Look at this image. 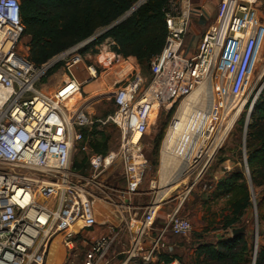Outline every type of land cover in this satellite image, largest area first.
Wrapping results in <instances>:
<instances>
[{"label":"built area","instance_id":"obj_1","mask_svg":"<svg viewBox=\"0 0 264 264\" xmlns=\"http://www.w3.org/2000/svg\"><path fill=\"white\" fill-rule=\"evenodd\" d=\"M255 2L222 0L217 22L203 34L196 53L183 58L193 3L171 0L166 13L168 36L163 51L151 62L155 78L148 91L141 93L144 85L138 65L122 58L115 69L117 109L102 119L77 99L83 85L102 78L93 63L85 66L83 79L79 68L76 71L90 41L36 66L19 49L24 35L20 0H0V264H48L58 237L66 249L73 250L82 231L95 227L106 232L92 242L84 264H109L108 253L123 229L130 243L124 264L137 259L150 264L166 247L168 232L192 231L191 221L178 209L167 215L161 233L151 236L161 202L149 203L142 213L132 203L149 166L144 140L154 100L147 93L160 91L163 81L170 79L177 82L170 95L176 101V93L184 95L206 83L215 98L210 129L205 132L207 140L214 131L213 146L225 114L246 97L244 109L256 89L253 79L263 57L264 22ZM57 63L63 65L67 78L52 94L41 92L39 81ZM126 65L131 69L121 73ZM175 101L169 108L161 106L170 109ZM109 122L121 131L120 147L106 153L93 151L85 131ZM76 149L88 154V176L72 169ZM213 155L199 164L206 166ZM118 162L126 182L122 188L108 178Z\"/></svg>","mask_w":264,"mask_h":264},{"label":"rangeland","instance_id":"obj_2","mask_svg":"<svg viewBox=\"0 0 264 264\" xmlns=\"http://www.w3.org/2000/svg\"><path fill=\"white\" fill-rule=\"evenodd\" d=\"M193 2H197V0H192V3ZM254 7L256 8L260 18L264 20V0H256ZM102 30H104V28L98 30L95 35ZM201 36V33L192 32L191 29L189 30L185 38L184 48L181 52L183 58L190 57L196 53V47L199 44ZM192 37L195 43L190 42ZM110 40V38H107L98 45H93L92 41H90L83 49V61L76 66V71L78 68L82 70L80 71L81 75H79L82 79L87 76L85 66L91 63L97 65L100 68L103 78L105 76L104 79L101 78L94 85H83L81 92L82 94L77 98L82 106L88 105V112H91L92 114H95V116L102 119H106L117 109L113 98L117 89V86H114V81L116 80L115 69L122 61V58L113 51L114 45L112 46L110 44ZM28 43L29 37H23L19 46L21 52L28 54ZM105 51H107L108 54H105ZM263 68L264 50L263 57L261 58L260 64L253 79V81L256 83V89L246 103L245 108L242 109L239 116L237 117L233 128L229 131V133H227L226 137L220 143L217 144L216 142V144L213 145L214 147L211 146L210 141L215 135L214 131L212 132L210 139L205 140V132L209 130V128L204 126L205 122L203 125L199 126L192 140L191 148L188 150V153L180 166V168H182L180 172L196 164V160L202 151L208 152L210 148H213L212 150L214 155L212 156L209 164L205 166L204 164L198 163L197 167L191 171L188 176H185L184 173H180L179 175V170L173 171L171 176H167L166 174L162 176V174H160V162L164 140L171 130L174 121L180 116L182 110L181 108L191 92L184 95L176 93L177 96H179L176 101L174 100V96L170 98V95L172 94L177 83L176 81L170 79H168V81H163L160 91L156 92L153 90L148 92L147 96L154 100V107L150 113V129L144 140L146 144V155L149 160V166L139 189L133 196L132 203L134 206L138 207L137 211L142 213L145 211V208L149 203H152L157 199L160 185L162 183L165 184L164 188L166 189L172 184L180 181V185L175 190H173L163 202H161L162 198L160 201H157L161 202L160 215L163 214L162 209L164 207L169 208L170 211H174L175 207L182 203L179 209V214L188 218L192 223L193 229L186 235L176 236L169 232L166 234V241H169V244H171L173 247L169 253L178 254L182 258L180 264H199L197 263V259H195V250L200 244L216 243L220 238L233 236L232 231L223 229V222L225 217L229 215V210L225 200H221L217 194L216 185L218 184V181L215 180V176H217V174L218 176L219 174H223V171H225V168L221 166L223 156L225 154H231L242 162L241 166L244 167L246 176L248 178V172L244 165L245 126L240 125L238 120L241 118L243 112H246V123L248 119V113L253 112L254 110V107L253 109L251 108L253 101L256 103L259 98L264 97ZM137 69L140 73L138 78L141 77L140 80L143 81L144 85L141 93L144 94L148 91L151 82L155 78V74L151 66L147 68L137 66ZM51 70V74L46 73V75L39 81L37 85V88L41 92L48 93V87H50L52 80L57 78V76H60L62 80L67 78L66 70L61 63H57L51 68ZM262 71L263 73H261ZM107 74L110 76L109 78H106ZM85 92H88V94L85 95ZM255 94L256 98L253 100ZM245 98L246 97L240 100L238 105L242 104ZM174 101L175 103L170 109H165L163 106H161L164 103L168 104L166 106L169 108L170 104H172ZM214 102L208 106V109H213ZM160 106L161 108L158 111ZM231 112L232 110L225 114V117L222 119L223 123L229 118ZM208 116L209 112H205L204 118L207 119ZM218 132L217 140L220 138L221 130L218 129ZM101 133L107 137V144L109 147L108 151L115 150L120 147L122 142V134L119 127L113 122H109L101 127L93 128L91 131H85L87 142L90 144L91 141L95 138H98ZM200 148L202 149L200 150ZM195 158L197 159L195 160ZM85 159L86 163L84 162ZM77 160L79 162H83L85 167L82 169H76L75 162ZM72 162V169L76 172H79L80 175L88 176L90 174L87 153L81 152L79 149L74 150L72 153ZM110 171L111 174L108 177L110 183H112L117 188L124 187L126 182L123 176L122 164L118 162L116 167ZM164 188L162 189L160 197L162 196L163 190H165ZM249 188L252 193V206L246 213L244 222L241 226L247 225L248 227L245 234L249 242H251L254 246L252 261L253 264L256 252L255 242L258 240L259 247L262 241L261 234L264 231V192L261 188L255 189L253 184H249ZM102 230V228L83 230L78 236L73 250H68L64 247V245H62L65 255L62 264H84L87 250L95 239L102 236ZM151 236H153L152 231ZM129 248V235L126 230L123 229L121 230L119 238L115 241L108 253V258L111 260L109 264H124L125 258L127 256L126 252ZM165 251L166 247L161 248V253H164Z\"/></svg>","mask_w":264,"mask_h":264},{"label":"trees","instance_id":"obj_3","mask_svg":"<svg viewBox=\"0 0 264 264\" xmlns=\"http://www.w3.org/2000/svg\"><path fill=\"white\" fill-rule=\"evenodd\" d=\"M137 1L20 0L23 37H29L28 59L34 65L42 66L69 48L88 40L98 30L111 25ZM170 2L171 0H147L120 24L96 37L92 44L98 45L111 38L115 42L113 51L117 55L142 68L150 67L152 60L161 54L166 43V13ZM245 115L246 112H243L238 120L242 126L246 125ZM245 146L253 187L262 188L264 192V97L256 101L251 113ZM90 147L95 152L106 153L109 148L107 137L101 133L91 141ZM84 162L86 163V159ZM84 167L83 162H75L76 169ZM216 191L227 196L226 205L231 212L225 217L223 229L231 231L241 227L252 206V193L244 167L238 166L227 173L223 180L218 181ZM245 233L220 238L217 243L200 244L195 250L197 263L252 264L254 246ZM261 236L256 264H264V231ZM175 260L182 261V258L174 253H161L159 256V262L171 263ZM128 264L144 263L137 259Z\"/></svg>","mask_w":264,"mask_h":264},{"label":"bare ground","instance_id":"obj_4","mask_svg":"<svg viewBox=\"0 0 264 264\" xmlns=\"http://www.w3.org/2000/svg\"><path fill=\"white\" fill-rule=\"evenodd\" d=\"M130 69L131 66L126 65L121 69V73H125ZM263 71L261 73H263ZM116 73H118V71ZM109 77L110 76H108L107 74L106 78ZM104 78L102 77V79ZM214 101L215 98H213L212 93L210 92L209 87L206 83L200 84L193 91H191L184 105L181 108L182 110L180 116L177 118V120L174 121L171 130L167 135L168 138H167L166 146L162 150V159L160 162L161 163L160 174H162V176H164L165 174L167 176H171L173 171H178V170H179L178 171L179 175L180 173L181 174L184 173L185 176H188V174L197 167V164L204 157L206 156L208 157L209 155H212L214 153L212 150L213 148H210L208 152L200 153L198 159L196 160V164L180 172L182 170L180 166L183 163V160L187 155L188 150L191 148L192 140L199 126L203 125L204 122H205L204 124L205 127L209 128L210 126V116H208V118L205 119L204 115L205 112H209V113L212 112V109H208L209 108L208 106L211 105ZM78 103L80 104L79 101ZM242 106L243 103L235 106L229 118L224 122V125L221 128L220 138L219 140H217V144L220 143L226 137L227 133H229V131L233 128L235 121L242 110ZM137 136H139V134H137ZM178 183H180V181ZM164 185H165L164 183L160 185V190H159V194L157 195L156 201H160L161 198L158 197L161 195ZM60 240L61 238L58 237L57 240L55 241V244L53 245V249H52L53 251L49 258L48 264H62V262L64 261V256H65L64 248Z\"/></svg>","mask_w":264,"mask_h":264},{"label":"crops","instance_id":"obj_5","mask_svg":"<svg viewBox=\"0 0 264 264\" xmlns=\"http://www.w3.org/2000/svg\"><path fill=\"white\" fill-rule=\"evenodd\" d=\"M221 1L222 0H197V2H193V4H192V18H191V24H190L189 30L191 29L192 32L201 33L203 36V34L208 30V28L217 22V17L219 14V6H220ZM263 22H264V20H263ZM202 36H201V38H202ZM201 38H200V40H201ZM110 42H111L110 44L112 46L115 45V42L113 39H111ZM190 42L191 43L194 42L193 37L190 40ZM197 47H198V45H197ZM105 54H108V52L105 51ZM118 56L123 58L121 55H118ZM78 71L80 72L82 70L79 68ZM62 81H64V80H62V78L60 76H57V78H54L52 80L50 87H49L51 90L49 89V91H47V92L52 93L53 91H55L56 88L58 87V85L60 83H62ZM167 138H168V136H166V138L164 140L163 149L166 146ZM161 159H162V156H161ZM241 165L242 164H241L240 160L236 159L234 157V155L225 154L223 156V161L221 162V166H223L225 168L224 169L225 171H223V174H221V175L219 174V176L217 174V176H215V180L216 181L223 180L226 177L227 173L234 171L238 166H241ZM244 165H245V159H244ZM245 168H246V166H245ZM246 170H247V168H246ZM179 185H180V183L177 182V183L172 184L171 186L167 187L166 189L164 188L165 190H163L162 196L158 197V198H162L161 202H163L170 195V193L173 190H175ZM217 194L221 200H225V202L227 201V196L222 194V192L218 191ZM181 205H182V203L179 206L175 207L174 211L180 209ZM174 211H170L169 208H166V207H164L162 209L163 214H161V215L159 214V216H158V218L154 224L153 230H152V234L154 236H158L161 233L162 229L166 225L167 215L174 212ZM229 213H231V212L229 211ZM244 219H245V217H244ZM95 228H100V227H95ZM102 231H103V233L106 232V230H104V229ZM166 239H167V235L165 237V241H166ZM165 243H166V251L164 253L167 254L170 252V250L173 249V247L171 246V244H169V241H166ZM154 263H157V264H180V261L175 260L171 263H165L163 261L159 262V257H158Z\"/></svg>","mask_w":264,"mask_h":264},{"label":"water","instance_id":"obj_6","mask_svg":"<svg viewBox=\"0 0 264 264\" xmlns=\"http://www.w3.org/2000/svg\"><path fill=\"white\" fill-rule=\"evenodd\" d=\"M146 1L147 0H138L131 7V9L128 10L124 15H122L120 18H118L116 21H114L111 25H109L106 28H104V30H102L98 34H96L93 37H91L88 41H93L96 37L100 36L101 34L105 33L106 31H108V30L114 28L115 26H117L118 24H120L127 17L131 16ZM254 104H255V101L253 102V104L251 106L252 109L254 107ZM251 113L252 112H249V114H248V119H247V122H246V125H245V135H244L245 166H246L248 172H249V166H248V161H247V156H246V146H245V142H246V133H247V128H248V124H249V119H250ZM248 181H249V184L251 185L252 184V181H251V178H250L249 173H248ZM247 228H248L247 225H244V226H241V227H238V228H234V229H232V235L235 236V235H237L239 233H245V232H247ZM256 240H257V238H256ZM255 249H256V252H255V257H254L253 264H256L255 263L256 262V254H257V249H258V242L257 241L255 242Z\"/></svg>","mask_w":264,"mask_h":264}]
</instances>
